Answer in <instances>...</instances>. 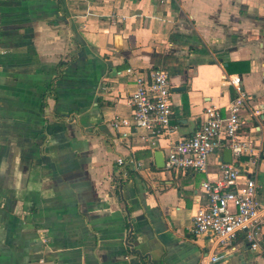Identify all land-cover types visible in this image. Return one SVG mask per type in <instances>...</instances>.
Segmentation results:
<instances>
[{
    "label": "crops",
    "instance_id": "0c3cea01",
    "mask_svg": "<svg viewBox=\"0 0 264 264\" xmlns=\"http://www.w3.org/2000/svg\"><path fill=\"white\" fill-rule=\"evenodd\" d=\"M156 67L184 88L173 141L207 108L225 113V75L241 76L264 115V0H0V264H264L243 236L216 250L192 233L223 156L169 174L155 158L169 141L148 147L113 127L132 116L127 70ZM261 126L244 138L264 149ZM249 159L241 176L257 177L264 209V158ZM216 252L225 259L212 263Z\"/></svg>",
    "mask_w": 264,
    "mask_h": 264
},
{
    "label": "built area",
    "instance_id": "2783aa9c",
    "mask_svg": "<svg viewBox=\"0 0 264 264\" xmlns=\"http://www.w3.org/2000/svg\"><path fill=\"white\" fill-rule=\"evenodd\" d=\"M134 77V91L128 99L132 108L131 118L115 117L113 127L125 128L127 138L137 133L148 147L156 146L160 140L169 141L165 153V172L169 174L205 173L213 154L223 156L226 150L232 153V163H220V174L202 184L207 204L193 217L192 233L195 236H214L213 245L217 250L234 246L243 236L253 252L264 255V240L261 239L264 224V209L258 203L257 177L241 176L240 165L243 157H249V164L259 167L264 158V149L257 141L244 138L246 130L258 133L264 115L250 109V96L243 90L241 76L225 75L223 83L235 90L225 113L220 108L210 107L202 115V124L189 137L179 141L171 138L178 133L173 105V85L167 70L156 67L149 71L127 70ZM136 169L146 168L143 162L133 158ZM123 165L124 159L119 158ZM220 252V251H219ZM225 259V254L210 256L212 263Z\"/></svg>",
    "mask_w": 264,
    "mask_h": 264
},
{
    "label": "water",
    "instance_id": "95a60500",
    "mask_svg": "<svg viewBox=\"0 0 264 264\" xmlns=\"http://www.w3.org/2000/svg\"><path fill=\"white\" fill-rule=\"evenodd\" d=\"M184 90V88H175L173 89V92H180ZM156 164L159 169H163L165 167V157L163 153H157L156 154ZM222 162L226 164L232 163V153L230 150H226L222 157Z\"/></svg>",
    "mask_w": 264,
    "mask_h": 264
},
{
    "label": "trees",
    "instance_id": "16d2710c",
    "mask_svg": "<svg viewBox=\"0 0 264 264\" xmlns=\"http://www.w3.org/2000/svg\"><path fill=\"white\" fill-rule=\"evenodd\" d=\"M232 97H233V99L236 97V93L234 90L232 91Z\"/></svg>",
    "mask_w": 264,
    "mask_h": 264
}]
</instances>
